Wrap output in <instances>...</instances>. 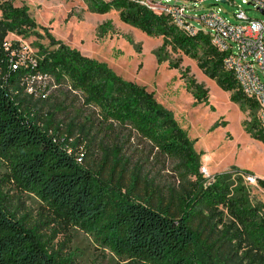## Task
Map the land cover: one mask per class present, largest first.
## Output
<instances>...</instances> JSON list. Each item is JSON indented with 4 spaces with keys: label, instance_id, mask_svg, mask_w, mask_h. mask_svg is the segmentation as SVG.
<instances>
[{
    "label": "trees",
    "instance_id": "obj_1",
    "mask_svg": "<svg viewBox=\"0 0 264 264\" xmlns=\"http://www.w3.org/2000/svg\"><path fill=\"white\" fill-rule=\"evenodd\" d=\"M84 1L162 38L159 64L180 68L170 52L196 60L248 113L244 129L264 145L258 103L225 69L208 32L190 34L137 1ZM0 10V264H75L55 248L50 227L19 213L9 185L38 198L48 224L80 229L128 264H264L263 205L244 183L248 171L204 177L192 141L154 92L48 32L50 47L24 63L7 38L39 26L27 5L5 1ZM189 73L187 91L208 104L209 91ZM154 163L168 165L174 180L148 168Z\"/></svg>",
    "mask_w": 264,
    "mask_h": 264
},
{
    "label": "rangeland",
    "instance_id": "obj_2",
    "mask_svg": "<svg viewBox=\"0 0 264 264\" xmlns=\"http://www.w3.org/2000/svg\"><path fill=\"white\" fill-rule=\"evenodd\" d=\"M5 1L17 7L27 5L30 16L39 26L37 34H10L7 38L10 45L19 43L24 63L38 54L39 47H50L49 33L85 56L108 64L124 79L145 86L155 93L158 103L171 111L179 126L186 131L200 157L201 168L205 167L210 177L235 170L249 172L243 175L244 183L250 188L253 202L263 205L264 211V191L257 183V179L264 180V145L245 131L243 123L249 120L248 113L242 112L231 101V93L222 90L215 80L204 74L196 60L170 52L172 61L181 60L180 68L170 69L168 62L159 64L156 52L163 43L162 38L148 37L125 24L115 10L104 15L95 13L84 0H0V5ZM222 1L207 0L197 5L190 14L200 16L216 7L230 22L238 23L234 13L241 5L250 19H264L262 13L242 4V0ZM192 22L198 30L208 32L198 21ZM102 27L106 30L104 36L101 35ZM187 68L189 76L209 91L208 104H197L187 91L182 79V72ZM163 165L154 163L148 168L173 181L169 166L165 171ZM4 174L5 169L0 176ZM249 176L255 178V182L248 181L246 177ZM6 190L14 196V206L21 215H27L36 223L43 222L44 229L50 227L48 233L56 234L55 248L73 256L75 264H128L80 229H64L48 224V219L42 215V203L34 195L20 194L10 185Z\"/></svg>",
    "mask_w": 264,
    "mask_h": 264
},
{
    "label": "built area",
    "instance_id": "obj_3",
    "mask_svg": "<svg viewBox=\"0 0 264 264\" xmlns=\"http://www.w3.org/2000/svg\"><path fill=\"white\" fill-rule=\"evenodd\" d=\"M131 1L169 16L175 25L190 34L198 31L192 20L204 25L215 48L224 54L225 69L233 75L243 94L258 103V121L264 129V19H250L241 5L234 13L238 23L230 22L216 7L200 16L190 14L197 5L207 0ZM224 2L231 3L232 0ZM242 4L253 7L264 16V0H242ZM201 173L210 178L205 167L201 168ZM246 179L252 182L256 180L250 176Z\"/></svg>",
    "mask_w": 264,
    "mask_h": 264
},
{
    "label": "water",
    "instance_id": "obj_4",
    "mask_svg": "<svg viewBox=\"0 0 264 264\" xmlns=\"http://www.w3.org/2000/svg\"><path fill=\"white\" fill-rule=\"evenodd\" d=\"M223 3H225V2L223 1Z\"/></svg>",
    "mask_w": 264,
    "mask_h": 264
}]
</instances>
